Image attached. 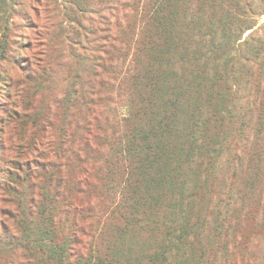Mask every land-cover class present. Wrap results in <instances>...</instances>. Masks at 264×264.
<instances>
[{
    "label": "trees",
    "instance_id": "1",
    "mask_svg": "<svg viewBox=\"0 0 264 264\" xmlns=\"http://www.w3.org/2000/svg\"><path fill=\"white\" fill-rule=\"evenodd\" d=\"M0 40V264H264V0H0Z\"/></svg>",
    "mask_w": 264,
    "mask_h": 264
},
{
    "label": "rangeland",
    "instance_id": "2",
    "mask_svg": "<svg viewBox=\"0 0 264 264\" xmlns=\"http://www.w3.org/2000/svg\"><path fill=\"white\" fill-rule=\"evenodd\" d=\"M25 32L27 34H30L31 30H25ZM12 35V34H11ZM31 35V34H30ZM29 36V35H28ZM4 40H0V42H2ZM20 39L17 40V42H14V41H11V44H12V49H14L13 47H16V46H19V43H20ZM1 44V43H0ZM1 47V46H0ZM1 49V48H0ZM11 49V48H10ZM8 50H4L5 52V55H3L2 51L0 50V115H1V108H2V104H3V97L1 96V92H2V87L4 85V81L5 79L7 78V76L9 75V73L11 72V68L15 69L16 70V67L13 66V65H8L7 64V61L9 60V58L12 60L14 57L15 59L14 60H19L21 57L17 56L18 55V52L10 55L8 52ZM7 59V60H4V59ZM13 62V61H12Z\"/></svg>",
    "mask_w": 264,
    "mask_h": 264
}]
</instances>
